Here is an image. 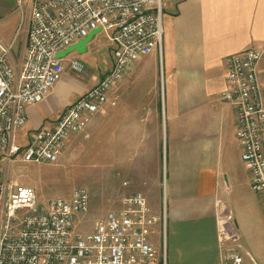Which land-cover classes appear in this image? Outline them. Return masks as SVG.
Returning a JSON list of instances; mask_svg holds the SVG:
<instances>
[{
    "label": "crops",
    "instance_id": "1",
    "mask_svg": "<svg viewBox=\"0 0 264 264\" xmlns=\"http://www.w3.org/2000/svg\"><path fill=\"white\" fill-rule=\"evenodd\" d=\"M162 25L161 58L152 52L136 60L90 124L107 112L109 150L115 148L127 186L144 197V187L153 185L150 191L159 194L154 203L166 208L165 223L162 229L161 216L151 211L158 222L150 240L160 252L166 230V264H221L226 247L247 252L239 238L259 231L251 216L244 226L223 217L219 195L227 178L235 182L242 161L233 109L220 97L226 88L225 58L253 50L262 54L258 78L264 102V0H176L166 4ZM28 27L29 16L20 15L15 0H0V42L13 43L10 65L23 62ZM94 40L84 54L90 69L76 75L63 63L64 72L65 66L71 72L42 102L27 107L26 124L17 132L22 144L110 70L108 46L101 55ZM109 160L111 166L113 157ZM221 227L230 229L233 242L220 243ZM249 258L244 264L256 263Z\"/></svg>",
    "mask_w": 264,
    "mask_h": 264
},
{
    "label": "built area",
    "instance_id": "2",
    "mask_svg": "<svg viewBox=\"0 0 264 264\" xmlns=\"http://www.w3.org/2000/svg\"><path fill=\"white\" fill-rule=\"evenodd\" d=\"M176 0H15L20 15L29 16L23 62L16 75L9 62L12 45L0 42V163L20 156L25 163L55 164L73 135L82 133L102 111L108 95L136 60L162 55V19ZM100 29L111 52L110 70L68 106L49 126L34 130L19 145L17 132L26 124L28 106L42 102L64 73L56 55ZM262 54L241 51L225 58L226 88L221 101L233 109L240 159L251 191L264 212V102L258 67ZM83 73L80 61L69 63ZM114 105V103H113ZM89 193L72 190L64 199L37 202L33 188L7 182L0 175V264H166L164 240L156 252L150 240L158 219L144 197L126 196L84 232ZM220 243L233 242L221 227ZM250 259L238 246H228L221 264ZM252 264H256L252 262Z\"/></svg>",
    "mask_w": 264,
    "mask_h": 264
},
{
    "label": "rangeland",
    "instance_id": "3",
    "mask_svg": "<svg viewBox=\"0 0 264 264\" xmlns=\"http://www.w3.org/2000/svg\"><path fill=\"white\" fill-rule=\"evenodd\" d=\"M96 50L101 55L107 54V42L101 33L95 37ZM80 61L85 70H89V64L85 56L76 52L69 54L64 65L71 61ZM22 58L19 63L11 64L16 75L21 69ZM85 63H87L85 65ZM70 71L65 66L63 75ZM71 72V71H70ZM62 75V76H63ZM76 75H82L76 74ZM94 127L96 128L94 130ZM17 140L19 145H23ZM237 144V143H236ZM124 146H122V155ZM116 151L110 153L108 145V120L105 115L96 117L85 131L70 138L59 161L55 164L25 163L20 156L14 157L9 162L0 163V175L7 182L19 186L31 187L35 190L38 203H45L53 199H64L69 196L72 190L84 188L90 197V211L84 216L80 229L84 232L90 230L93 224L101 220L107 213L120 208L121 200L126 196L135 195L134 190L126 184L123 171H119L115 162ZM109 156L113 157L110 166ZM242 163V162H241ZM236 168L235 182L229 183L227 178L226 191L220 193L219 197L223 202V217L228 218L230 224L244 226L251 216L254 218L255 226L259 231L254 237L244 232L239 238V244L249 253L258 264H264V213L257 196L249 187L248 175L243 163ZM111 168V169H110ZM153 185L145 186V200H147L151 211L160 217L162 229L164 228L165 216L163 208H157L155 199L159 195L151 192ZM139 194V193H138ZM137 194V195H138ZM141 195V194H140ZM154 215V216H155ZM164 232V233H163ZM162 235L166 236L164 230ZM162 236V239L164 240ZM238 243V240H237ZM157 245V242H155Z\"/></svg>",
    "mask_w": 264,
    "mask_h": 264
},
{
    "label": "water",
    "instance_id": "4",
    "mask_svg": "<svg viewBox=\"0 0 264 264\" xmlns=\"http://www.w3.org/2000/svg\"><path fill=\"white\" fill-rule=\"evenodd\" d=\"M100 33V29H96L91 31L89 34L86 35V37L76 44L72 45L71 47L67 48L65 51L58 53L56 55L57 59H64L67 57L69 54L76 52L78 55H84L87 52V46L91 43L92 39ZM231 235L232 232L230 231L229 228H227Z\"/></svg>",
    "mask_w": 264,
    "mask_h": 264
}]
</instances>
